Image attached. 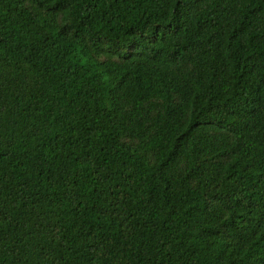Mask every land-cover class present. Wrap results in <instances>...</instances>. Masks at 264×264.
Returning a JSON list of instances; mask_svg holds the SVG:
<instances>
[{"label":"trees","instance_id":"obj_1","mask_svg":"<svg viewBox=\"0 0 264 264\" xmlns=\"http://www.w3.org/2000/svg\"><path fill=\"white\" fill-rule=\"evenodd\" d=\"M0 264H264V0H0Z\"/></svg>","mask_w":264,"mask_h":264}]
</instances>
